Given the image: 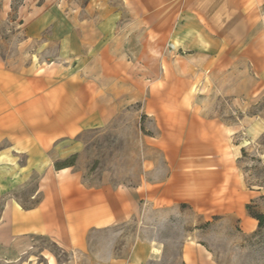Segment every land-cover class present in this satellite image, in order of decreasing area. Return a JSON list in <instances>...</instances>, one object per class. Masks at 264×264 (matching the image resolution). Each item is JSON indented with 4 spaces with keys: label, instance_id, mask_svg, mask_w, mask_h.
Instances as JSON below:
<instances>
[{
    "label": "crops",
    "instance_id": "0c3cea01",
    "mask_svg": "<svg viewBox=\"0 0 264 264\" xmlns=\"http://www.w3.org/2000/svg\"><path fill=\"white\" fill-rule=\"evenodd\" d=\"M250 1L61 0L40 11L29 29L31 37L45 38L38 59L12 67L0 58V198L41 170V199L29 209L15 197L4 200L0 247L21 257L33 237L43 236L84 256L93 232L181 205L233 216L245 234L255 232L258 222L247 212L231 156V128L212 115L226 94L231 62L243 75L250 53L262 65ZM188 79L209 83L205 104L188 105ZM137 104L153 121L152 133L142 138L139 184L115 185L104 174L89 186L75 164L55 167L78 155L73 141L79 135L112 124ZM147 246L145 259L136 245L125 258L110 253L105 264H145L160 254ZM43 256L46 264H60L54 255ZM181 262L217 264L192 239L182 247Z\"/></svg>",
    "mask_w": 264,
    "mask_h": 264
},
{
    "label": "rangeland",
    "instance_id": "374dc122",
    "mask_svg": "<svg viewBox=\"0 0 264 264\" xmlns=\"http://www.w3.org/2000/svg\"><path fill=\"white\" fill-rule=\"evenodd\" d=\"M76 1L83 5L87 0ZM56 5L60 6L61 0H0V58L4 62L12 67H22L36 60L45 46V38L44 35L31 37L29 29L38 23L40 11ZM263 5L264 0L247 2L259 32L255 53L262 65L257 67L250 53L245 59L243 75L232 61L229 81L224 82L226 94L216 100L212 113L231 128V156L247 192L246 205H251L258 213H264ZM48 58V55H43L42 59ZM190 80L184 82L188 105L205 104L209 83ZM152 124L153 121L143 115L141 105L137 104L121 113L112 124L79 135L73 141L80 149L75 169L83 172L85 183L98 185L102 176L108 174L115 185L139 184L143 172L142 138L143 134L152 133ZM21 159L23 164L24 159ZM40 174L41 170L33 172L17 190L0 198V214L4 200L9 197H15L24 209L34 207L41 199V195L36 193ZM253 234H245L239 220L233 216L201 214L181 205L177 210L150 209L148 214H140L127 224L93 232L89 253L84 256L68 254L51 239L35 236L21 249L25 251L21 257L11 247H0V264H21L29 260L46 264L43 253L48 257L50 254L56 256L60 264H105L110 253L125 258L136 245L140 246V255L144 254L145 259L149 244L160 254L146 259L145 264H182V247L189 239L208 249L217 264H264V230L261 237L253 238ZM142 240L146 244L143 245Z\"/></svg>",
    "mask_w": 264,
    "mask_h": 264
},
{
    "label": "trees",
    "instance_id": "16d2710c",
    "mask_svg": "<svg viewBox=\"0 0 264 264\" xmlns=\"http://www.w3.org/2000/svg\"><path fill=\"white\" fill-rule=\"evenodd\" d=\"M263 13H264V5H263ZM77 156H73L72 158H70L68 161H65L63 163H56L55 167L61 168L63 166H69V165H74L75 164V160H76ZM247 212L249 214V216L253 219H255L258 222V226H257V230L254 232V234L252 235L253 238H258L261 237L262 232L264 230V213H258V212H254L253 211V207L251 205H247Z\"/></svg>",
    "mask_w": 264,
    "mask_h": 264
}]
</instances>
